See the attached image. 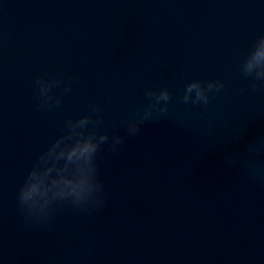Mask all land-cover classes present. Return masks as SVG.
<instances>
[{
	"label": "water",
	"instance_id": "obj_1",
	"mask_svg": "<svg viewBox=\"0 0 264 264\" xmlns=\"http://www.w3.org/2000/svg\"><path fill=\"white\" fill-rule=\"evenodd\" d=\"M261 36L264 0H0V264H264V80L241 71ZM193 80L224 87L185 104ZM165 87L168 111L130 135ZM82 116L109 135L103 205L59 200L89 173L45 157L27 194L50 216L26 219L20 189Z\"/></svg>",
	"mask_w": 264,
	"mask_h": 264
},
{
	"label": "clouds",
	"instance_id": "obj_2",
	"mask_svg": "<svg viewBox=\"0 0 264 264\" xmlns=\"http://www.w3.org/2000/svg\"><path fill=\"white\" fill-rule=\"evenodd\" d=\"M242 74L245 78L252 77L254 80H264V36H261L253 45L252 51L241 67ZM36 83L39 85L40 95L42 97V105L51 106V104H59V98H53L49 95L50 89L59 81L52 80L51 82L38 78ZM224 87L222 82L209 81L206 85L199 80L189 82L184 88L182 102L185 104H200L207 105L210 102L209 92L219 91ZM70 89L65 88L68 92ZM255 90V84H253ZM146 96L150 98L149 103L143 108L142 114L138 119L133 120L127 125V132L130 135H136L140 130V125L153 116V113H166L168 111V102L172 99V94L165 87L160 90H147ZM163 102V103H161ZM94 112H98V107H93ZM102 121L99 118L93 119L91 116H82L78 120L67 122L69 129L67 134L55 140L47 151L39 157L36 167L29 173L25 184L19 192V203L22 209L27 212L26 219L44 223L50 216L51 204L37 208L34 203L30 202V197L27 194V189L30 186V181L36 175V168L40 161L45 157H55L56 160L61 158L76 163L79 166H86L89 173V180L86 183H81L79 186L66 196L59 200L63 201L70 199L74 206L84 208L88 205L93 207H101L104 203L102 199L103 184L97 177L96 156L100 146L108 141L109 135L106 132L100 133L96 130L85 132L89 124L94 128H98ZM122 143V138L113 134L111 150L116 151Z\"/></svg>",
	"mask_w": 264,
	"mask_h": 264
}]
</instances>
